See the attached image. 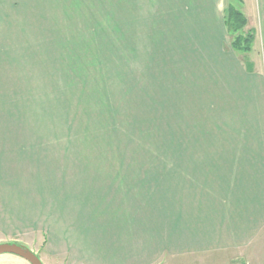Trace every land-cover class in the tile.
I'll return each mask as SVG.
<instances>
[{
  "label": "rangeland",
  "instance_id": "obj_1",
  "mask_svg": "<svg viewBox=\"0 0 264 264\" xmlns=\"http://www.w3.org/2000/svg\"><path fill=\"white\" fill-rule=\"evenodd\" d=\"M15 1L18 14L10 17L3 5L0 20V183L11 208L23 203L24 189L29 196L23 240L40 256L50 236L52 246L67 242L87 264H161L182 204L181 166L174 168L171 154V72L195 61L181 58L185 43L149 39L186 35L165 31L169 10L154 18L100 9L108 4L94 0ZM263 48L257 39L254 52ZM116 211L130 216L128 230L113 223ZM144 213L151 226L145 250ZM128 231L140 238L118 250L123 240L112 238Z\"/></svg>",
  "mask_w": 264,
  "mask_h": 264
},
{
  "label": "crops",
  "instance_id": "obj_2",
  "mask_svg": "<svg viewBox=\"0 0 264 264\" xmlns=\"http://www.w3.org/2000/svg\"><path fill=\"white\" fill-rule=\"evenodd\" d=\"M94 1L108 4L100 9L138 10L143 15L148 11L154 18L155 11H172V18L162 26L186 37L149 40L185 43L181 58L195 61L194 67L182 66L178 74L175 69L171 72V154L174 168L181 166L182 204H177L181 210L173 211L170 252L161 264H264V51L255 53L253 49L257 39L264 47V0H225L226 6L224 0ZM3 5L10 17L18 14L17 1L0 0V20ZM229 6L244 15L246 28L255 34L249 53L225 44L230 38L225 26ZM216 42L218 47H213ZM173 106H178L176 110L180 106L181 121L179 117L175 120ZM7 189L0 183V203H4L0 206V244L24 246L42 264H50L52 256L59 257L60 264H87L70 254L65 241L52 246L48 236L40 248L42 256L31 242H25L23 238L30 236L26 221L31 201L24 189L23 203L12 209ZM109 215L118 219L113 223L119 222L127 230L131 227L128 214L116 211ZM7 217L15 218L17 224L25 221V226L16 228L9 221L12 227L8 228ZM147 218L148 214H142L144 250L151 227ZM99 230L101 237L108 236L109 230ZM131 236L139 237L123 232L112 241L122 239L119 247H123L117 249L125 251ZM0 264L29 263L5 254L0 256Z\"/></svg>",
  "mask_w": 264,
  "mask_h": 264
},
{
  "label": "trees",
  "instance_id": "obj_3",
  "mask_svg": "<svg viewBox=\"0 0 264 264\" xmlns=\"http://www.w3.org/2000/svg\"><path fill=\"white\" fill-rule=\"evenodd\" d=\"M225 26L229 37L233 39L231 47L240 53L251 52L255 34L250 29L245 30L247 21L244 15L233 6L227 8Z\"/></svg>",
  "mask_w": 264,
  "mask_h": 264
},
{
  "label": "water",
  "instance_id": "obj_4",
  "mask_svg": "<svg viewBox=\"0 0 264 264\" xmlns=\"http://www.w3.org/2000/svg\"><path fill=\"white\" fill-rule=\"evenodd\" d=\"M5 254L20 257L29 264H42L40 259L33 252L20 245L0 244V256Z\"/></svg>",
  "mask_w": 264,
  "mask_h": 264
}]
</instances>
